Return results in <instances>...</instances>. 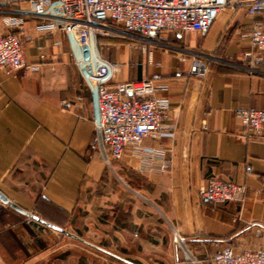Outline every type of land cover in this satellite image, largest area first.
I'll return each mask as SVG.
<instances>
[{
  "label": "crops",
  "instance_id": "obj_1",
  "mask_svg": "<svg viewBox=\"0 0 264 264\" xmlns=\"http://www.w3.org/2000/svg\"><path fill=\"white\" fill-rule=\"evenodd\" d=\"M0 1H11L0 5V33H16L4 19L23 20V60L34 68L0 70V264H209L221 244L241 251L259 243L264 142L239 138L235 116L264 109V54L252 61L248 38L264 16L247 14L250 0H230L205 36L120 37L146 64L118 80L167 85L171 136L146 138L138 154L129 146L109 164L90 149L92 96L67 38L37 31L26 0ZM130 54L103 58L129 66ZM194 61L204 77L190 75ZM76 96L75 108L62 109ZM210 177L244 185L245 202L203 205L199 189Z\"/></svg>",
  "mask_w": 264,
  "mask_h": 264
},
{
  "label": "built area",
  "instance_id": "obj_2",
  "mask_svg": "<svg viewBox=\"0 0 264 264\" xmlns=\"http://www.w3.org/2000/svg\"><path fill=\"white\" fill-rule=\"evenodd\" d=\"M29 13L38 22L39 32H61L68 41L71 54L84 86L93 101L94 134L90 149L98 152L104 161L121 160L127 147L133 153L141 151L144 139L169 137L165 132L169 121V102L163 96L167 85L150 79L140 81L118 80L124 65L110 62L100 56L99 38L115 35L134 37L153 43L161 32L179 34L199 33L205 36L219 13L230 0H26ZM11 1H0L6 6ZM249 16H264V0H250L246 5ZM3 23L18 32L0 33V70L11 72L33 70L25 64L22 55L23 20L6 18ZM21 32V33H20ZM250 58L254 62L264 54V22L253 24L249 32ZM190 75L204 77L205 65L194 61ZM82 97L61 101L62 109L71 110ZM236 135L245 141L264 142V109L251 107L238 109ZM151 158L154 154L144 150ZM161 171L168 169L165 160ZM249 170V168H248ZM261 191L264 193V178ZM246 187L210 177L199 189L200 202L216 206L229 202L242 205L246 200ZM259 243L251 249L235 251L229 243L219 245L208 258L209 264H264V228L255 229ZM175 239L181 240L175 235Z\"/></svg>",
  "mask_w": 264,
  "mask_h": 264
},
{
  "label": "rangeland",
  "instance_id": "obj_3",
  "mask_svg": "<svg viewBox=\"0 0 264 264\" xmlns=\"http://www.w3.org/2000/svg\"><path fill=\"white\" fill-rule=\"evenodd\" d=\"M120 37H122V36L121 35H115L113 38H110V39L104 38L101 41V44L103 43L102 45H104L103 46L104 47L103 57L108 59V60L117 61L120 58V55L126 53V51L131 53L130 54L131 63L129 64V66L124 65L122 72L119 73V75H118L119 78L123 75V72L128 73L127 72L128 69H130L129 71H134V70L139 69L140 67H143L142 65L146 64V61L142 60V58L135 60V62L133 61L135 58L132 55L137 50H135V48H132L131 46L127 45V44H129L128 40H123ZM127 46L131 47L132 49L128 48ZM138 53L135 54V56L137 55V57H138V55H140V53L139 54ZM128 76H129V74H127V78L125 79V81H130V78Z\"/></svg>",
  "mask_w": 264,
  "mask_h": 264
},
{
  "label": "water",
  "instance_id": "obj_4",
  "mask_svg": "<svg viewBox=\"0 0 264 264\" xmlns=\"http://www.w3.org/2000/svg\"><path fill=\"white\" fill-rule=\"evenodd\" d=\"M0 199L3 200L5 203H7V200L4 199L1 195H0Z\"/></svg>",
  "mask_w": 264,
  "mask_h": 264
}]
</instances>
